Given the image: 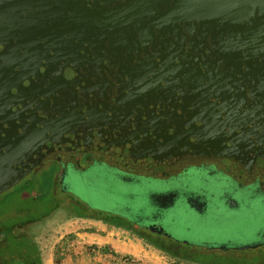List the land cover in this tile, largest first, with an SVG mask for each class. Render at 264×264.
Segmentation results:
<instances>
[{
	"label": "water",
	"instance_id": "95a60500",
	"mask_svg": "<svg viewBox=\"0 0 264 264\" xmlns=\"http://www.w3.org/2000/svg\"><path fill=\"white\" fill-rule=\"evenodd\" d=\"M49 160L91 205L74 174H114L143 188L144 206L178 162L256 171L264 185V0H0V195ZM216 225L188 232L225 249L263 244L262 226L257 242L229 245L240 231Z\"/></svg>",
	"mask_w": 264,
	"mask_h": 264
},
{
	"label": "flooded vegetation",
	"instance_id": "af4514ba",
	"mask_svg": "<svg viewBox=\"0 0 264 264\" xmlns=\"http://www.w3.org/2000/svg\"><path fill=\"white\" fill-rule=\"evenodd\" d=\"M93 161L94 156L92 154H85L80 163L83 167H90ZM47 164H49L48 168H43ZM36 171L41 178L44 173L49 175L51 187L54 185L53 188L49 187L46 193H51L57 197L59 192L67 194L63 202L57 201L58 206L67 205L69 196H72L77 207L73 206L71 210L78 217L102 221L111 225L120 223L119 227L133 232L149 246L170 255L174 264H179V261L180 264L183 262L188 264H218L222 258V260L231 258L232 264H264V241L262 245L256 247H229L225 249L224 247L208 245L210 242L195 238L192 233L188 232V230L195 228L200 230L204 226L206 228L212 227L215 230L214 224L222 222L240 231L237 239L227 242L229 245L249 242L252 244L261 239L262 233L258 226H262L264 229V185L260 182L259 174L256 171L249 175H238L239 173L235 174L233 171L219 166L213 160L178 162L154 179L157 183L153 188L158 189L157 195L160 197L155 194L153 202L145 206L142 201L138 202L146 197L140 195L143 188L134 186L132 189H125L118 184V179L115 178L114 174H111L112 176L106 175L107 172L102 173L99 170L93 171L91 174H74L75 181L83 188H87L83 189V192L96 196L97 202H103L105 205L108 203L107 208H102L95 202L92 205L88 204L77 194L70 191L65 192L63 190L64 184L67 187L70 181L67 179L62 186V163L49 160L38 166ZM129 172L127 171L125 174L130 175ZM134 174L136 179L145 176L142 173H133L132 176ZM159 180L163 182L158 183ZM95 183H105L116 190L124 189L126 192L123 197H126L127 200H121V202L111 191L107 193L105 200L103 195L99 193L100 190L92 186ZM39 184L35 182L33 186ZM173 193H178L174 205L169 209L157 210L162 201V205H165L166 200H168L165 195ZM45 194L43 195L45 196ZM257 204H260V208L254 210V205ZM78 207L80 209L86 208L88 211L82 215ZM26 210L28 209L22 208L20 212L23 213ZM148 216H155L157 219L150 221L151 218L148 219ZM31 220L29 219L28 222ZM110 220L112 222H109ZM113 221H115L114 224ZM28 222L20 223L26 224ZM237 222L240 223L234 224ZM165 225H170L171 230L162 231L161 229L165 228ZM181 226L186 230L179 232ZM196 230L193 232L197 233ZM251 249L255 250L256 254H244ZM229 252L232 256H229ZM250 257L253 259H249ZM243 258L245 260L242 261ZM199 259L203 261H199Z\"/></svg>",
	"mask_w": 264,
	"mask_h": 264
},
{
	"label": "rangeland",
	"instance_id": "374dc122",
	"mask_svg": "<svg viewBox=\"0 0 264 264\" xmlns=\"http://www.w3.org/2000/svg\"><path fill=\"white\" fill-rule=\"evenodd\" d=\"M48 165L49 164H47L43 168H48ZM49 180V175L44 173L41 178V176H39L38 174V171H36L35 169L16 186L0 195V203H5L2 207H0V212H7L5 213L6 216L4 217V219L0 222V252L2 255L0 256V263L2 262V264H7V262H11L10 264H23L19 258H10L13 257V254L19 252L20 249H28V251L30 252H36L37 249L43 263H45L44 261L48 258L47 254L54 253V251H56L55 247L60 235H64L65 233H69V235L75 234L77 232L82 233L84 231H87L91 227L94 231L97 230V228H105V225L98 221L89 218L78 217L76 213L71 210L73 206L77 207L72 196L68 195L70 199L67 205H62L63 207L58 206L59 203L57 204V201L63 202L67 194H65L64 192H59V196L57 197L51 193H46L49 190L48 188L51 187ZM35 182L40 184L37 186H33ZM26 187H30V189L32 187V189L25 192L24 197L19 199L17 195L21 194ZM53 187L54 185L51 188ZM97 187L101 190L99 191V193L102 194L106 200L107 190L103 189V186L101 184H98ZM43 194H45V196ZM73 194H75V192H73ZM92 202H94V200ZM106 204L108 205V203ZM260 204L254 205V210L257 208L259 209ZM21 206L27 208L28 210L21 213L19 211V208ZM79 210L81 213L88 211V209L86 210V208H79ZM49 211L52 212L49 215L44 216ZM29 219L37 220L29 221L26 224L20 223ZM239 223L240 222L234 224L237 225ZM216 224L226 226L225 223L222 222H216ZM12 225H14L13 234L18 237L21 236V238H16V241L14 237V239H10V245H8V243L2 246L5 240L4 235L1 233L2 229H4L2 227H9ZM215 227H217V225H215ZM231 229L236 230L235 228ZM224 231L225 233H228L230 229L225 228ZM22 238L23 240H20ZM18 242H24L25 246L19 245ZM228 254L229 256H232L230 252ZM244 254L254 255L256 254V251L251 249L244 252ZM168 256L170 259H173L170 255ZM6 258L10 259L7 260ZM222 259H220V262H218V264H232V261L230 260L231 258L228 260ZM249 259L253 258L250 257ZM243 260L245 259L243 258L242 261ZM199 261L203 260L199 259ZM183 264L188 263L183 262Z\"/></svg>",
	"mask_w": 264,
	"mask_h": 264
},
{
	"label": "crops",
	"instance_id": "0c3cea01",
	"mask_svg": "<svg viewBox=\"0 0 264 264\" xmlns=\"http://www.w3.org/2000/svg\"><path fill=\"white\" fill-rule=\"evenodd\" d=\"M98 222L105 228L60 235L56 251L47 254L44 264H174L167 254L133 232Z\"/></svg>",
	"mask_w": 264,
	"mask_h": 264
},
{
	"label": "trees",
	"instance_id": "16d2710c",
	"mask_svg": "<svg viewBox=\"0 0 264 264\" xmlns=\"http://www.w3.org/2000/svg\"><path fill=\"white\" fill-rule=\"evenodd\" d=\"M28 190H31L30 189V187H26L25 188V191H23L24 193L25 192H27ZM23 193V194H24ZM22 193L21 194H18L17 196H18V198L19 199H21V198H23L24 197V195H23ZM23 196V197H22ZM3 204H5L4 202H1L0 203V207H2L3 206ZM22 208H24L23 206H21L20 208H19V211H21V209ZM52 211H49V212H47L44 216H46V215H49L50 213H51ZM5 213H7V212H0V222L4 219V217L6 216L5 215ZM82 215H83V213H81ZM43 216V217H44ZM43 217H41V218H43ZM40 218V219H41ZM33 220H37V219H32L31 221H33ZM39 220V219H38ZM26 221H23V222H21V223H25ZM27 222H28V220H27ZM109 222H112L111 220L109 221ZM114 222L115 221H113V224H114ZM18 224V223H17ZM115 224H117V223H115ZM120 223H118L117 225H119ZM14 225H16V224H14ZM14 225H12V226H7V227H2V228H4V229H2V231H1V233L4 235V237H5V240H4V242H3V245L2 246H4V245H6V244H8L9 242H11L10 241V239H14V237H15V240H16V238H21V236L20 237H18V236H16V235H14L13 234V226ZM27 237V236H26ZM20 240H23V238L22 239H20ZM17 241V240H16ZM6 242V243H5ZM18 244L19 245H21V246H25V244H24V242H18ZM8 245H10V243L8 244ZM7 245V246H8ZM0 256H2L1 255V252H0ZM10 258H19L21 261H22V263L23 264H44L43 263V261H42V259H41V257H40V255H39V253H38V251H37V249H36V252L35 251H33V252H30V251H28V249H20V251L19 252H17V253H15V254H13V257H10ZM10 258H6L7 260H9ZM224 260H228V259H224ZM4 262V261H3ZM5 262H6V260H5ZM10 264L11 262H7V264ZM0 264H2V262L0 263ZM5 264V263H4Z\"/></svg>",
	"mask_w": 264,
	"mask_h": 264
}]
</instances>
